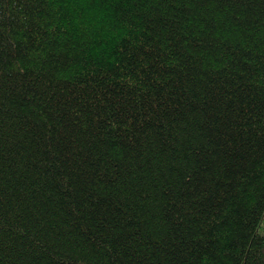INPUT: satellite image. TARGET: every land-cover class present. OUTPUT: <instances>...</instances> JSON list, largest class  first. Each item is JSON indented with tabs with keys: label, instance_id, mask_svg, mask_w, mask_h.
Segmentation results:
<instances>
[{
	"label": "trees",
	"instance_id": "1",
	"mask_svg": "<svg viewBox=\"0 0 264 264\" xmlns=\"http://www.w3.org/2000/svg\"><path fill=\"white\" fill-rule=\"evenodd\" d=\"M0 264H264V0H0Z\"/></svg>",
	"mask_w": 264,
	"mask_h": 264
}]
</instances>
